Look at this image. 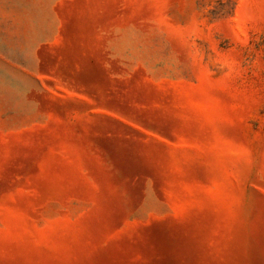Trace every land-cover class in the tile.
<instances>
[{
  "label": "rangeland",
  "instance_id": "rangeland-1",
  "mask_svg": "<svg viewBox=\"0 0 264 264\" xmlns=\"http://www.w3.org/2000/svg\"><path fill=\"white\" fill-rule=\"evenodd\" d=\"M0 264H264V0H0Z\"/></svg>",
  "mask_w": 264,
  "mask_h": 264
}]
</instances>
